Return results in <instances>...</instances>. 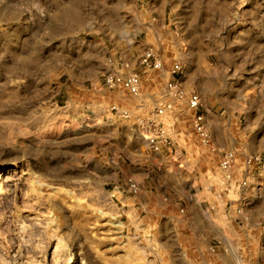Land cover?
Instances as JSON below:
<instances>
[{"label": "rangeland", "instance_id": "obj_1", "mask_svg": "<svg viewBox=\"0 0 264 264\" xmlns=\"http://www.w3.org/2000/svg\"><path fill=\"white\" fill-rule=\"evenodd\" d=\"M0 175V264H264V0H0Z\"/></svg>", "mask_w": 264, "mask_h": 264}, {"label": "built area", "instance_id": "obj_2", "mask_svg": "<svg viewBox=\"0 0 264 264\" xmlns=\"http://www.w3.org/2000/svg\"><path fill=\"white\" fill-rule=\"evenodd\" d=\"M143 64H145L149 68L153 69H162L164 67L163 60L160 58H149L145 57L141 61ZM182 72V67L180 63H174L168 73H169V79L166 82V88H167V93L168 96L176 97V98H181L182 100H185V103L187 105V108L193 113L192 114V124H193V129L196 132L197 136L201 138V140L205 143L209 142L210 140V135L208 132V129L206 127L205 123V116L199 112V107L201 106V97L198 92L195 90H189L186 89L180 79V74ZM108 82L110 83L111 86L114 84L122 86L125 91H127L130 95L135 96L139 94L140 90V83L141 79L140 76L136 73H131L126 75L125 77L121 78H114V77H109ZM171 106L166 104L163 107H160L156 109L151 114V117L149 120L153 122V119H155L156 116L159 117V115H163L165 113V108H170ZM112 109L115 111H119L120 113L123 114H128L126 110L120 109L118 106L113 105ZM149 142L151 145L154 147L155 151L160 150V141L155 140L154 136L148 137ZM256 159H259L256 157ZM231 164L230 156H226V158L221 161V166L223 168H228ZM133 186V185H132ZM136 190V188H134Z\"/></svg>", "mask_w": 264, "mask_h": 264}, {"label": "crops", "instance_id": "obj_3", "mask_svg": "<svg viewBox=\"0 0 264 264\" xmlns=\"http://www.w3.org/2000/svg\"><path fill=\"white\" fill-rule=\"evenodd\" d=\"M189 220V219H188ZM190 222V221H189Z\"/></svg>", "mask_w": 264, "mask_h": 264}, {"label": "bare ground", "instance_id": "obj_4", "mask_svg": "<svg viewBox=\"0 0 264 264\" xmlns=\"http://www.w3.org/2000/svg\"><path fill=\"white\" fill-rule=\"evenodd\" d=\"M1 176V175H0Z\"/></svg>", "mask_w": 264, "mask_h": 264}]
</instances>
